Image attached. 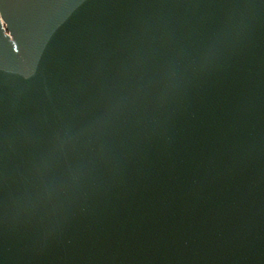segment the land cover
<instances>
[{
    "label": "water",
    "instance_id": "obj_1",
    "mask_svg": "<svg viewBox=\"0 0 264 264\" xmlns=\"http://www.w3.org/2000/svg\"><path fill=\"white\" fill-rule=\"evenodd\" d=\"M137 87L78 184L24 195ZM0 264H264V0H0Z\"/></svg>",
    "mask_w": 264,
    "mask_h": 264
},
{
    "label": "clouds",
    "instance_id": "obj_2",
    "mask_svg": "<svg viewBox=\"0 0 264 264\" xmlns=\"http://www.w3.org/2000/svg\"><path fill=\"white\" fill-rule=\"evenodd\" d=\"M142 88L127 90L114 97L104 111L90 123L58 129L44 151L32 164L24 195L44 200L79 183L87 171L102 158L106 137L114 122L135 107ZM63 166L61 174L57 170Z\"/></svg>",
    "mask_w": 264,
    "mask_h": 264
}]
</instances>
